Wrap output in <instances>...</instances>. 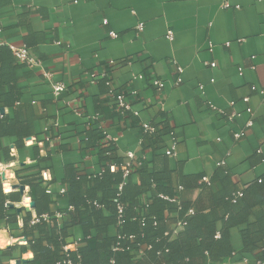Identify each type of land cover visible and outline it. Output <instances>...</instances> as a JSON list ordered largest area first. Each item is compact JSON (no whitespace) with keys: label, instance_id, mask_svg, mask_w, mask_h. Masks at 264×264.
Segmentation results:
<instances>
[{"label":"crops","instance_id":"crops-1","mask_svg":"<svg viewBox=\"0 0 264 264\" xmlns=\"http://www.w3.org/2000/svg\"><path fill=\"white\" fill-rule=\"evenodd\" d=\"M0 29V44L24 43L42 61L34 68L17 61L21 98L14 108L0 107V115L33 112L32 132L25 138L53 140L41 152L36 143L17 148L12 138L2 139L11 157L0 158V192L8 195L19 190V179L35 182L44 174L52 178L53 193L47 195L41 223L34 207L24 203L25 198L33 202L29 195L21 192L20 201L6 197L0 202V232L9 239L3 244L0 234V264L33 256L26 234L53 229L56 223L48 213L73 210L69 192L75 186L91 188V174L107 169L120 180L119 166L130 151L134 164L144 163L147 172L165 180L168 195L161 198L215 214L216 234L223 220L236 222L230 229L234 250L243 248L241 234L249 224H264V97L252 88H264V0H0ZM212 61L216 66L208 64ZM47 72L65 82L59 96L45 82ZM138 73L144 77L134 79ZM153 77L165 87H154ZM108 80L128 96L131 111L120 113L108 94ZM247 107L253 109L252 126H246ZM234 111L241 115L232 117ZM240 130L243 135L236 139ZM174 141L176 155L170 157L165 148ZM103 143L113 151L102 150ZM137 166L129 187L140 191L136 198L142 204L156 192L142 189ZM4 171L11 177L5 180L7 189ZM78 176L84 180L72 187ZM94 190L99 201L105 191ZM102 205L95 210L110 219L103 234L118 237L114 217ZM164 214L177 218L167 210ZM60 228L59 223L55 230ZM66 234L71 241L86 232L74 224ZM87 234H96L95 228Z\"/></svg>","mask_w":264,"mask_h":264},{"label":"trees","instance_id":"trees-1","mask_svg":"<svg viewBox=\"0 0 264 264\" xmlns=\"http://www.w3.org/2000/svg\"><path fill=\"white\" fill-rule=\"evenodd\" d=\"M21 66L11 55L10 48L0 44V107L14 108L15 103L20 100L21 90L16 85L15 73ZM33 120V112L25 115L14 111L12 114L0 115V158L2 154L6 160L11 157L10 145L4 146L2 139L10 137L17 148L23 147L25 137L32 132ZM44 142L45 145L48 144L46 140ZM99 146L102 150L108 151L107 153L114 149L110 144L103 143ZM122 163L119 166L120 180L118 178L114 180L112 173L107 169L88 177L87 181L91 188L87 191L75 186L84 180L81 176L74 180L76 184L71 186L75 187L68 191L70 204L74 205V209L62 213L61 217L54 212L48 213L56 225L61 224L59 232L55 230V225L53 229L40 228V234L37 236L26 234V237H31L29 243L34 255L33 259L24 264H63L66 255L62 247L68 242L65 240L66 229L74 224H81L86 234L80 240L76 251L68 256L73 264H207L209 261L220 262L229 258L234 261L246 258L253 264L258 260H264V224H249L248 230L241 234L243 248L234 250L230 229L237 225L236 222L230 221V218L227 221L223 220L221 234H216L218 225L215 214L204 215L197 211V208H192L193 213L187 214L191 208L188 209L182 201L173 203L160 197V194L168 195L167 188L164 187L165 180L147 172L144 163L133 162L126 178L121 169ZM136 166L140 167L139 170L143 174L142 189L156 192V196L142 204L136 198L140 191H134L129 187V178ZM37 180L28 182L19 179L21 184L28 187V195L34 203L37 219L41 223L42 213L48 208V193L41 177ZM115 181L118 182L114 188ZM93 188L105 191L99 201L94 200ZM203 189L205 191L206 187ZM6 197L12 201H20L21 191L17 190L8 195L0 192V202ZM118 203L123 205L121 218ZM102 204L114 217V224L120 232L118 237L103 234L110 219L95 210V207H102ZM166 210L171 215L176 214L177 218L171 221L164 214ZM179 220L186 221V225L173 234ZM92 227L95 228L96 234H87ZM138 254L141 256L138 257Z\"/></svg>","mask_w":264,"mask_h":264},{"label":"built area","instance_id":"built-area-1","mask_svg":"<svg viewBox=\"0 0 264 264\" xmlns=\"http://www.w3.org/2000/svg\"><path fill=\"white\" fill-rule=\"evenodd\" d=\"M224 6L225 7H229L230 6L229 2L226 1L224 3ZM105 21L107 22V20H105ZM137 30L139 32L143 30V23L142 22H139L137 24ZM0 32H1V29H0ZM112 36L115 37L117 35L115 33H112ZM167 37H168V39L172 40L174 38V32L173 31H169ZM1 44H5V45H7L10 48L13 56L15 57V59L18 62H20L22 64H25V65H27L29 67H32V68L39 67V66L42 65V61L31 51V49L26 44L22 43V44L17 45V44H9V43H4V42H1ZM209 47H210V50L213 49L212 42H209ZM110 63L114 64L115 60H110ZM208 64L211 65V66H216V62L215 61L209 62ZM179 70L182 71V68H179ZM44 77H45V82L51 87L52 92H53V94L55 96H59L62 93V91H64L66 89V87H67L65 82H63V81H55L54 74L52 72L45 73ZM133 77H134V79H142L144 76H143V74L138 73V74H134ZM151 82H152L153 86L156 87L159 90H161V89H163L165 87L164 81L161 80L160 78L153 77ZM106 83H107V87H108V94L115 99L118 110L122 114H124V113H126L128 111H131L132 110V105H131L130 100L128 99V96L125 93L116 92L114 84L112 83V81L108 80ZM200 88L202 89L203 85H200ZM252 88L254 90H257L264 97V88H258L256 85H253ZM244 101H249V97H245ZM230 103L233 105L234 102H230ZM213 109L218 111V109L216 107H213ZM219 112H222V111L219 110ZM246 112L250 115V118L248 119L246 126H252L253 125V109L251 107H247L246 108ZM240 115L241 114L239 112H236V111H234L231 114L232 117L233 116L236 117V116H240ZM144 128L148 132H153L154 131V127L152 125H149V124H144ZM105 135H106L107 139L114 140L109 135H107V134H105ZM242 135H243V131L242 130H240V131H238V132H236L234 134L236 139H240L242 137ZM45 140H46V142H48V144L52 145L53 140H52L51 137L47 136V138ZM31 142L36 143V145H38V147L40 148L41 152L45 149V142L44 141L43 142H37V140L35 138H26L25 139V144H29ZM165 153L167 155H169L170 157H173V156L176 155V142L175 141L169 147L165 148ZM134 161H135L134 152H131V151L127 152L125 154V156H124V160H123V163L121 165V169L123 171L124 178H126L129 175L130 168H131V166H132ZM41 179L43 181V185L46 188V192L48 194H52L53 190H52V187H51V184H50V181H51L52 178L50 176H48V175L42 174ZM203 181H208V179L204 178ZM179 188L183 189L182 186H180ZM120 189H121V186H120ZM60 191L64 193L65 189L61 188ZM161 196L165 197L166 199H170L169 197H166V196H163V195H161ZM171 200L177 201V199H171ZM96 205L98 206V204H96ZM118 213H119V218H121L122 213H123V205L120 204V203H118ZM191 213H193L192 209H190L187 214H191ZM57 216L61 217V214L57 213ZM185 225H186V221L179 220L177 222L176 228L173 231V234H176ZM79 245H80V240L73 239L71 241H68L62 247L63 252L66 255V259L62 261L63 264H73L71 259L68 258V256H69V254L75 252ZM20 259L22 260V264H24L27 261L33 259V256H26L25 257L23 255ZM207 264H251V263L246 258H244L242 260H239V261H234L233 259L229 258L227 260L220 261V262L209 261ZM253 264H264V260H258V261H256Z\"/></svg>","mask_w":264,"mask_h":264},{"label":"rangeland","instance_id":"rangeland-1","mask_svg":"<svg viewBox=\"0 0 264 264\" xmlns=\"http://www.w3.org/2000/svg\"><path fill=\"white\" fill-rule=\"evenodd\" d=\"M19 166V165H18ZM13 168V167H12ZM12 168H9V169H12ZM1 175V174H0ZM4 180V184H5V179H3ZM12 181H17L16 179H15V176H14V178L12 179ZM6 185V184H5ZM7 187L9 188V186L7 185ZM12 189V188H11ZM22 192V197H24V195H28V191H27V188L24 190V191H21ZM0 234H1V242L3 243V244H6V242L9 240L8 239V237H7V235L6 234H4V233H2V232H0ZM11 264H16V263H14V262H12Z\"/></svg>","mask_w":264,"mask_h":264},{"label":"bare ground","instance_id":"bare-ground-1","mask_svg":"<svg viewBox=\"0 0 264 264\" xmlns=\"http://www.w3.org/2000/svg\"><path fill=\"white\" fill-rule=\"evenodd\" d=\"M1 112H2V110H1ZM1 167H2V166L0 165V170H1ZM2 176H3V178H4L5 180H7V178H11V177H10V174H9L7 171H4V173H3ZM11 187L13 188V186H11ZM14 187L16 188V187H18V185H15ZM25 201H27L26 204H28V205H30V206H33V205H34L33 202H30V201H29L28 199H26V198L24 199V203H25ZM14 263H16V264H21V262H16V261H15Z\"/></svg>","mask_w":264,"mask_h":264},{"label":"water","instance_id":"water-1","mask_svg":"<svg viewBox=\"0 0 264 264\" xmlns=\"http://www.w3.org/2000/svg\"><path fill=\"white\" fill-rule=\"evenodd\" d=\"M2 110V113L4 112V110L3 109H1ZM2 178H3V176H2ZM4 179V178H3ZM17 189H19L20 191H24L25 189H26V187L24 186V185H21L20 184V186L17 188ZM34 207V205L31 207V208H33ZM17 262H21L22 263V260L21 259H18V260H16Z\"/></svg>","mask_w":264,"mask_h":264},{"label":"clouds","instance_id":"clouds-1","mask_svg":"<svg viewBox=\"0 0 264 264\" xmlns=\"http://www.w3.org/2000/svg\"><path fill=\"white\" fill-rule=\"evenodd\" d=\"M5 188L7 189V185H5ZM25 203H27V201H25Z\"/></svg>","mask_w":264,"mask_h":264}]
</instances>
